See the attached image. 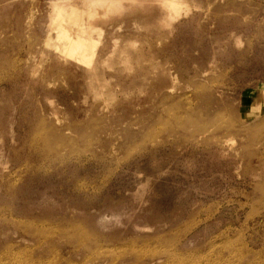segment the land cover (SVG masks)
I'll list each match as a JSON object with an SVG mask.
<instances>
[{
    "label": "rangeland",
    "instance_id": "obj_1",
    "mask_svg": "<svg viewBox=\"0 0 264 264\" xmlns=\"http://www.w3.org/2000/svg\"><path fill=\"white\" fill-rule=\"evenodd\" d=\"M53 1L0 0V264H264V0L110 11L99 80Z\"/></svg>",
    "mask_w": 264,
    "mask_h": 264
},
{
    "label": "bare ground",
    "instance_id": "obj_2",
    "mask_svg": "<svg viewBox=\"0 0 264 264\" xmlns=\"http://www.w3.org/2000/svg\"><path fill=\"white\" fill-rule=\"evenodd\" d=\"M185 3L186 0H77L73 5L69 0H55L52 2L50 23H53V25L57 27L60 32L58 35L47 38L45 46L46 48H50L53 46L64 45L65 50L63 55L68 56L72 59V61L85 66L87 71L91 73V78L96 77L99 80L100 76L97 68L99 63L109 62L111 58H114L117 52H119L121 57H128L131 54L129 49L121 48V45L118 43L121 38L118 37H115V39L118 40L116 43H112L110 46L105 47L104 51H101V47L103 45L101 41H103V37L102 33L100 34L98 29H101L102 25L106 24V22L100 24L98 21H100L104 15L113 11L111 17L108 19H115L119 16L118 13L127 6L136 7L137 10L138 8L143 9L145 7H153L158 10L157 16H160L163 22L162 25L168 26L169 21L173 18L176 12L181 10L183 4ZM63 8L67 9L61 11ZM69 12L71 22L66 23L64 21H57L58 18L66 17ZM129 46L133 47L135 46V43H132ZM99 85H104L103 81H100ZM99 85L90 82V86L98 87ZM62 228L58 229L62 230Z\"/></svg>",
    "mask_w": 264,
    "mask_h": 264
}]
</instances>
